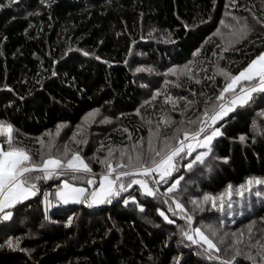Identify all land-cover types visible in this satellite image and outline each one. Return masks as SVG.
<instances>
[{"label": "trees", "instance_id": "16d2710c", "mask_svg": "<svg viewBox=\"0 0 264 264\" xmlns=\"http://www.w3.org/2000/svg\"><path fill=\"white\" fill-rule=\"evenodd\" d=\"M235 1L239 8L230 13L229 23L246 20L253 29L242 39L234 37L231 28L219 31L233 0H0V121L14 125L17 142L37 160L41 139L59 125L76 127L96 109L115 122L96 132L105 141L99 152L146 143L152 131L155 146L173 136L183 121L196 120L205 102L214 100L225 84L218 69L237 74L264 52V0ZM184 66L190 69L187 77L170 83L168 70ZM166 81L178 98L173 105L157 97ZM259 109H264V101L257 97L256 104L228 121L207 163L194 172H173V177H183L176 201L184 206L188 196L216 195L228 184L264 177V115ZM84 149L83 156L91 155L89 146ZM96 164L90 166L95 175L101 171ZM61 180L38 181L41 192L17 204L10 220H0V244L9 237L20 241L15 250L0 248V264H174V257L180 264H222L232 259V250L222 251V242L216 253L221 260H209L203 248L181 237L177 226L186 228V222L164 203L170 185H159L162 194L157 198L140 190L122 193L136 196L144 205L141 212L118 197L93 207L56 204L54 193ZM76 183L88 189L97 186ZM45 191L53 203L47 211ZM157 209L175 223L165 221ZM210 212L206 209L203 215L214 219L219 231L226 229ZM232 223L236 237H225L224 243L229 246L243 234L233 264H264V201Z\"/></svg>", "mask_w": 264, "mask_h": 264}, {"label": "snow or ice", "instance_id": "6c2138e0", "mask_svg": "<svg viewBox=\"0 0 264 264\" xmlns=\"http://www.w3.org/2000/svg\"><path fill=\"white\" fill-rule=\"evenodd\" d=\"M41 2L43 3L44 0ZM233 4H235V0H233ZM254 19L256 18L254 17ZM221 23L223 24L224 21ZM261 24L264 26V22ZM231 27L232 35L240 39L253 30L246 20L241 22L237 18L233 19ZM84 55H88V53L85 52ZM143 70L142 68L136 69L138 72ZM184 71L186 72L187 69ZM217 71L224 77L225 84L214 100L205 102V108L196 120L183 121L182 126L175 129L173 136L165 137L162 141H158L155 146H153L150 136L147 151L133 146L134 154L121 150L119 157L115 158L113 156L114 150L110 148L107 156L99 161L104 165L105 171L100 174L98 181L90 178L94 175L92 168L79 152L70 153L67 145H65L62 152L54 154L52 151L54 145L48 142L46 145L48 151H39L37 153L39 160H37L29 149L17 142L14 125L7 121H0V220H10L17 204L29 200L30 197H35L41 192L38 181L50 180L53 177L62 178L54 193L56 204L75 203L93 207L94 205L110 204L119 197L125 205L131 202L141 212L145 210L144 205L137 201L136 196L132 193L124 196L122 193L127 192L133 185H139L141 195L157 198L161 195L158 186L165 184L170 185L163 193L165 196L164 203L169 204L168 211H171L174 216L181 215L187 225L186 228L177 226L181 237L192 245H199L203 248V254L209 260H221V256L216 255L220 251L217 244L200 227L194 228L192 226L194 217L184 209L182 204L175 200V191L183 177L177 179L172 174L178 172L176 164L179 160H183L186 155H192L193 142L200 151L196 153L194 159L188 160L183 167L189 172H194L197 165L207 163L214 153L216 146L214 141L225 136L228 121L241 115V110L256 104L257 97L264 101V52L251 59L237 74L229 73L224 69ZM168 72L174 76L182 74L181 70L177 68L169 69ZM97 111L94 110V113ZM89 115L91 116L93 113ZM261 115H264V111L261 112ZM161 121L167 123L164 117H161ZM157 135L159 134L157 133ZM239 139L243 142L245 136L241 135ZM39 143L43 149L45 147L44 141L40 140ZM224 159L227 160V157ZM137 176L140 178H136ZM153 177L157 178L152 179ZM170 177L171 179H169ZM77 181H84L88 185L98 184V187L88 189L78 186ZM254 185H264V177H247L239 185L228 184L224 192L216 195L205 193L202 197L193 199L191 203L201 212L206 210L205 206L208 204H211L213 208L222 210L225 198H229L228 206L231 207L230 198L233 194L243 197L246 192L252 191ZM255 194L259 197L261 192L257 191ZM49 195L48 192H43L46 211L53 207ZM117 202L119 203V200ZM172 203H175V208L171 207ZM60 211L61 209H56L57 213ZM157 211L169 224L175 223L174 220L169 219L165 211L160 209ZM71 223L72 217H69L68 224ZM209 228H211L210 225ZM212 235L215 233L213 232ZM232 235L236 237V234ZM242 237L243 234L241 233L240 238H234L232 244L225 249L226 252L232 250L233 256L231 260H222V264H233L236 257L240 255L237 245L243 242ZM19 243L18 238L9 237L3 244H0V248L7 247L15 250L19 248ZM257 243L259 244V242ZM261 247L264 248V245ZM21 251L28 250L21 249ZM261 259H264V256ZM174 264H180L179 257H174Z\"/></svg>", "mask_w": 264, "mask_h": 264}, {"label": "rangeland", "instance_id": "374dc122", "mask_svg": "<svg viewBox=\"0 0 264 264\" xmlns=\"http://www.w3.org/2000/svg\"><path fill=\"white\" fill-rule=\"evenodd\" d=\"M231 5H233V7L231 6V9L226 11L227 15L225 17V20H224V23H223L221 29H219L220 32H224V31L231 32L229 28L232 29V27H229V26H231V24L229 22H231L232 20L229 18V14L230 13L232 14L233 13L232 11H236V8H239L236 6V1H235V4L232 3ZM227 39L231 40V39H229V36ZM185 69L190 70L188 66H184V68H179V70H181L182 74L174 76V75H171L169 72H167V75H165V77L168 78L171 82L166 81L163 84L162 91L157 96L158 98L162 99V102L164 101L163 104L166 105V103L169 102L171 105H173L177 102L178 98L176 96H174L172 94V92L170 91V88H172V86H173V85H170V83L176 85L179 82V80L186 78L187 76H186V73L184 71ZM186 72H188V71H186ZM96 110H98V111L95 113H94V110L92 112H90V113H93V115L90 116L89 115L90 113H89L84 118L83 122L79 123L76 127L68 126V125H59L55 132L47 135L46 139L44 137H42L44 139H41V140L44 141L45 147L41 150L47 149L46 145L48 142H51L54 145V147L61 148L62 150H63L64 146L67 145V148L70 150V153L71 152H79L80 155L84 158L85 162L89 164V166H92V165H94L95 162H97L98 166L101 168V171L97 172L96 175H95V173H96L95 172L94 175H92L93 177H91V179L98 181L100 174L103 171H105L104 165L101 164L99 161L102 160L105 156H107L108 150L110 148L114 150L113 156L115 158H118L119 152L121 150H124L126 152H127V150H129L131 152V154H134L133 146H135V145L129 144V148L127 147V145L118 146V147L111 146V147H108V149H106L104 151V153L99 152L100 148H102L103 144H104L102 142H105V141H103V137H101V139L96 137L97 133H100V134L102 133V132H100V129L104 126L103 124L110 125V124H113L115 122L103 110H101V109H96ZM262 111H264V109H259L258 114H261ZM105 121H107V122H105ZM180 126H182V124H180L178 127H180ZM149 133H150L149 135L151 136L153 134V131L149 132ZM86 134L88 137L84 138ZM92 138H95V141ZM88 139H89L88 144H90V145H86ZM154 142H155V138L152 139L153 145H154ZM146 144H148V142L145 143V142L141 141L138 145H136V148L137 149L143 148ZM39 145L41 146L40 143H39ZM193 145L194 146H193L192 155L191 156L186 155L184 157V159H194L196 153L198 151H200L199 148L195 147L194 142H193ZM87 146H89L88 152L89 153L92 152V153L89 156H83L82 155L83 152L87 153V151H85V149H84ZM54 154H57V153L55 152ZM184 159L179 160L177 162L176 167H177L178 171L181 168H184L183 167V165L185 164L183 162ZM114 163H115V160H114ZM184 169H186V168H184ZM96 176H97V179L94 178ZM136 178L139 179L140 177L137 176ZM156 178L157 177H153L152 179H156ZM78 186L85 187L82 185H78ZM150 186H152V185L150 184ZM96 187H98V184ZM158 187H159L160 194H162L160 186H158ZM85 188H87V187H85ZM131 190H139V185H133L132 188H129L127 190V192H130ZM257 191L261 192V195L259 197H257L255 194ZM203 195H199V196H195V197L188 196L186 201H185V204H184V209L194 217L193 221H192V226L194 228L200 227L202 229V231L205 232L206 235H209V237L214 241V243L217 244L218 247L220 246L219 245L220 242H222L221 246H222V248H224V249H222V251H223V250L228 248V244L226 245L224 243L225 237L233 236L232 234H234L232 232V230L230 229L233 226L232 222L235 219L241 218L245 212L250 211L255 203L258 204L261 201H264V185H254L252 191L250 193L246 192L243 197H239V196H236L235 194H233V196L230 198L231 207L228 206V199L229 198H225V203H224V207L222 210H218L217 208H213L211 206V204H208L205 206V209H207L208 211H211L209 213V215L212 214L213 216H219L221 218L222 224L224 225L223 227L226 228V229H222V230L220 229L221 231H219L218 227L214 226V219L206 218L203 215V212H200L191 203V201L193 199L200 198ZM71 204H75V203H71ZM101 205L102 204L95 205V206H101ZM177 211H179V210H177ZM178 216L180 217V219L184 220L181 215H178ZM195 222H196V224H195ZM209 225L211 226V228H209ZM213 232L215 233V235H212ZM227 242L230 244V239Z\"/></svg>", "mask_w": 264, "mask_h": 264}]
</instances>
